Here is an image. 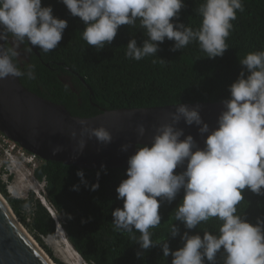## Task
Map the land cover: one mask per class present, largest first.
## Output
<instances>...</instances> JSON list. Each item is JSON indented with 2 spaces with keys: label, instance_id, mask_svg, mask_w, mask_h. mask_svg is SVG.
Segmentation results:
<instances>
[{
  "label": "clouds",
  "instance_id": "clouds-1",
  "mask_svg": "<svg viewBox=\"0 0 264 264\" xmlns=\"http://www.w3.org/2000/svg\"><path fill=\"white\" fill-rule=\"evenodd\" d=\"M72 16L84 24L82 39L97 51L111 44L120 26L135 27L137 21L146 39L141 46L136 39L126 45V58L139 61L158 56L159 44L173 40L172 51L198 43L206 57L223 56L237 11L243 12V0H202L196 12L201 17L198 28L179 21L184 0H62ZM173 18H176L175 20ZM66 19L53 15L50 5L42 0H0V79L26 76L35 80L34 65L21 70L17 65L19 46L27 41L47 53L59 46L67 28ZM28 48L27 51H31ZM165 60L160 58V62ZM154 64L157 60L152 61ZM239 63L243 66L238 78L229 86L230 98L223 101L224 110L217 127L210 131L202 120L198 107L178 103L169 115L170 123L156 127L150 143H137L135 152L127 159L126 177L116 187L117 199L123 207L112 211L114 230L126 232L144 251L160 245L163 256L171 255V264H264V219L255 224L237 214V205L244 200L243 191L264 195V49L247 52ZM199 126L204 147L198 146L191 134L177 125ZM81 136L95 137L101 144L112 141L111 133L103 126L90 127L80 121ZM136 132L143 137L146 128L138 123ZM73 138L76 132L71 133ZM184 137L181 139V137ZM79 152L86 141L80 139ZM129 144L121 146L127 151ZM62 146L52 148L55 155ZM178 167L183 170L175 171ZM101 169H106L101 165ZM80 183L90 190L99 188L97 180L89 186L82 169L77 170ZM79 190V184L73 185ZM183 191L175 208L173 221L183 223L186 231L180 235L175 223L167 233L180 235L182 246L172 250L167 240L152 239L150 229L161 225V202L171 203ZM28 205H25L27 208ZM70 218V216H69ZM216 218L220 223L215 233L203 229V236L188 230L197 229L202 222ZM83 222V221H82ZM139 236L136 235L137 231ZM219 254V255H218Z\"/></svg>",
  "mask_w": 264,
  "mask_h": 264
},
{
  "label": "trees",
  "instance_id": "trees-1",
  "mask_svg": "<svg viewBox=\"0 0 264 264\" xmlns=\"http://www.w3.org/2000/svg\"><path fill=\"white\" fill-rule=\"evenodd\" d=\"M201 2L184 0L185 7L180 11L179 21L198 28L201 17L196 9ZM48 5L52 7L54 16L67 20L68 26L56 49L44 53L36 47L40 56L31 50L28 61L21 64L17 60L21 70H26L27 65L35 66V80L26 76L20 78L29 90L64 104L77 116H95L103 109L224 101L230 98L229 86L243 68L239 59L247 52L264 49V0H243L244 11H237V18L232 21L233 29L226 40L229 48L223 56L208 58L195 42L172 51L174 41L166 38L159 44L158 56L139 61L125 56L126 45L133 36L138 46L146 39L139 21L135 27L120 26L111 44L97 51L82 39L83 22L70 14L62 0H42V6ZM10 43L6 41V46ZM28 48L31 47L25 41L22 49ZM160 58L165 61L161 63ZM154 59L157 60L155 64L152 62ZM78 169L84 171L89 186L96 182L97 172H100L99 188L92 191L80 183L76 174ZM105 169L106 172L40 160L34 176L45 183L47 203L56 213L72 246L88 264H171V255L164 257L160 245L151 247L138 257L137 252L143 251L139 243L132 241L128 233L114 230L112 211L123 207V201L117 199L116 187L127 178V167ZM2 174L0 170V192L20 222L41 242L42 237L54 235L57 220L47 207L34 192L22 198L12 196ZM76 184H79L78 191L72 187ZM242 194L244 200L237 205V214L253 224L258 217L264 219V195L247 188ZM182 198L183 191L171 203L161 202V225L150 229L154 241L166 239L172 250L182 246L180 235L186 231L183 223L172 220ZM172 222L180 229V235L176 237L167 233ZM219 223L212 218L202 222L197 229L188 231L190 234L199 232L201 236L203 229L215 233ZM134 231L139 236L138 230Z\"/></svg>",
  "mask_w": 264,
  "mask_h": 264
},
{
  "label": "water",
  "instance_id": "water-1",
  "mask_svg": "<svg viewBox=\"0 0 264 264\" xmlns=\"http://www.w3.org/2000/svg\"><path fill=\"white\" fill-rule=\"evenodd\" d=\"M0 44L6 46V41H0ZM30 47L40 56L36 46ZM182 104L190 108L198 107L202 120L209 125L210 131L218 126V117L224 110L223 101ZM174 111L175 105L170 104L103 109L95 116H77L64 104L29 90L20 77L9 76L0 79V132L42 161H58L89 169H101V165L104 168L128 167L127 159L135 152L137 143H150L156 127L170 123L169 114ZM80 121H84L90 127H105L111 133L112 141L101 144L95 137L89 138L87 132L81 136ZM138 123L145 125L146 133L143 137L137 135ZM177 127L184 130L185 136L191 134L199 147H204L207 134L202 136L198 131L199 126L187 125L181 119ZM73 130L76 132L75 138L71 136ZM183 138L182 136L181 139ZM80 139H84L86 145L83 151L78 153ZM124 144L130 145L127 151L121 150ZM57 145L62 146V151L53 155L52 148ZM180 170L183 169L178 167L175 171ZM40 200L56 219L52 207ZM0 264H53L27 233L2 193H0Z\"/></svg>",
  "mask_w": 264,
  "mask_h": 264
},
{
  "label": "rangeland",
  "instance_id": "rangeland-1",
  "mask_svg": "<svg viewBox=\"0 0 264 264\" xmlns=\"http://www.w3.org/2000/svg\"><path fill=\"white\" fill-rule=\"evenodd\" d=\"M10 154L14 156L15 162L9 161ZM21 156L18 148L14 149L12 144L4 145L0 142V170L5 172L2 177L7 184V190L12 196L21 198L27 197L30 192H34L35 196L40 199L34 189H40L43 195L45 187L43 184H38L34 177V169L38 165V160L34 159L32 162H28L26 158ZM25 156L29 157L27 153ZM3 164L4 166H2ZM58 224H60L61 232L58 231L54 235L42 237V242L35 238L24 224L22 225L55 264H88L68 240L62 224Z\"/></svg>",
  "mask_w": 264,
  "mask_h": 264
},
{
  "label": "built area",
  "instance_id": "built-area-1",
  "mask_svg": "<svg viewBox=\"0 0 264 264\" xmlns=\"http://www.w3.org/2000/svg\"><path fill=\"white\" fill-rule=\"evenodd\" d=\"M0 142L2 143V144H7V143H9V144H12V147L15 149V148H18L19 149V152L21 153V157H23V158H26L27 159V161H28V157H26L25 156V154L27 153L29 156H31V158H32V160L33 159H37L38 160V162L41 160L40 158H38L36 155H34V154H31V153H29V152H27L26 150H24L22 147H20L18 144H16V143H14L13 141H11L8 137H6L3 133H1L0 132ZM14 158V156L12 155V154H10V156H9V161L11 160V161H13V162H15V160L13 159ZM0 159H1V157H0ZM42 161V160H41ZM29 162V161H28ZM6 164V163H5ZM2 166H4V164L2 165ZM37 167V165L35 166V168ZM3 171V174L5 173L4 172V170H2ZM2 174V175H3ZM35 177V176H34ZM3 178V177H2ZM35 180L38 182V184H40V185H44V187H45V183L44 182H40V181H38L36 178H35ZM44 191V190H43ZM44 197H45V192H44ZM41 199V198H40ZM46 199V198H45Z\"/></svg>",
  "mask_w": 264,
  "mask_h": 264
},
{
  "label": "bare ground",
  "instance_id": "bare-ground-1",
  "mask_svg": "<svg viewBox=\"0 0 264 264\" xmlns=\"http://www.w3.org/2000/svg\"><path fill=\"white\" fill-rule=\"evenodd\" d=\"M28 161L29 162H32V161H34V159L32 160V158H31V156H29L28 157ZM34 191L40 196V198L43 200V202H45L47 205H49L48 203H47V200L45 199V197H44V195H42V191L40 190V189H34ZM56 217H57V215H55ZM56 220H57V231L56 232H58V231H60L61 230V227H60V224H58V223H60L59 222V220H58V218H56ZM27 231V230H26ZM61 232V231H60ZM27 233H28V231H27ZM30 234V233H29ZM31 235V234H30ZM32 236V235H31ZM63 236V235H62ZM32 238H33V236H32ZM33 240H34V242L38 245V247H39V249L42 251V253L43 254H45V256L53 263V264H55L53 261H52V259L47 255V253L41 248V246L37 243V241L33 238Z\"/></svg>",
  "mask_w": 264,
  "mask_h": 264
},
{
  "label": "flooded vegetation",
  "instance_id": "flooded-vegetation-1",
  "mask_svg": "<svg viewBox=\"0 0 264 264\" xmlns=\"http://www.w3.org/2000/svg\"><path fill=\"white\" fill-rule=\"evenodd\" d=\"M8 41H10L11 42V38H9V40ZM22 47H23V44H21L20 46H19V49H18V51H19V57H18V62L19 63H23V61L24 60H29V57H30V55H31V52H29V51H27V50H25V49H22ZM27 53V54H26ZM61 79L63 80V81H65L66 79L65 78H63V77H61ZM68 84L72 87V89L74 90V87L72 86V84L70 83V82H68Z\"/></svg>",
  "mask_w": 264,
  "mask_h": 264
}]
</instances>
